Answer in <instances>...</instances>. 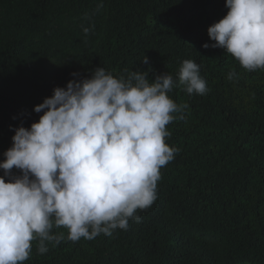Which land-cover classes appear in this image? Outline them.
I'll list each match as a JSON object with an SVG mask.
<instances>
[{
	"label": "trees",
	"instance_id": "16d2710c",
	"mask_svg": "<svg viewBox=\"0 0 264 264\" xmlns=\"http://www.w3.org/2000/svg\"><path fill=\"white\" fill-rule=\"evenodd\" d=\"M227 11L225 0H0V160L12 129L43 114L35 105L97 67L176 80L190 59L209 89L169 93L189 110L167 126V143L180 151L160 170L157 199L137 210L141 222L111 237L49 244L45 254L33 241L24 264H264V70L202 47Z\"/></svg>",
	"mask_w": 264,
	"mask_h": 264
},
{
	"label": "clouds",
	"instance_id": "9594fccd",
	"mask_svg": "<svg viewBox=\"0 0 264 264\" xmlns=\"http://www.w3.org/2000/svg\"><path fill=\"white\" fill-rule=\"evenodd\" d=\"M225 7L207 28L214 43L202 47L223 48L246 71L264 70V0H225ZM147 75L115 77L97 67L90 78L55 87L34 106L43 114L30 127L12 129V145L0 161V264H24L33 241L45 254L49 244L111 237L130 219L141 222L137 210L157 199L160 170L180 151L167 143V126L189 110L169 93L209 91L190 59L181 62L176 80L164 73L149 82ZM236 75L232 70L227 78ZM14 168L21 174L13 175Z\"/></svg>",
	"mask_w": 264,
	"mask_h": 264
},
{
	"label": "rangeland",
	"instance_id": "374dc122",
	"mask_svg": "<svg viewBox=\"0 0 264 264\" xmlns=\"http://www.w3.org/2000/svg\"><path fill=\"white\" fill-rule=\"evenodd\" d=\"M0 161H2V160H0ZM1 173V172H0Z\"/></svg>",
	"mask_w": 264,
	"mask_h": 264
}]
</instances>
